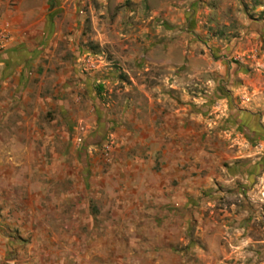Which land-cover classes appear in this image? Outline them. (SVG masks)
<instances>
[{
	"label": "rangeland",
	"instance_id": "374dc122",
	"mask_svg": "<svg viewBox=\"0 0 264 264\" xmlns=\"http://www.w3.org/2000/svg\"><path fill=\"white\" fill-rule=\"evenodd\" d=\"M0 25V264H264L236 128L264 0H0Z\"/></svg>",
	"mask_w": 264,
	"mask_h": 264
},
{
	"label": "crops",
	"instance_id": "0c3cea01",
	"mask_svg": "<svg viewBox=\"0 0 264 264\" xmlns=\"http://www.w3.org/2000/svg\"><path fill=\"white\" fill-rule=\"evenodd\" d=\"M0 64L3 66V71L5 72L19 73L24 71V68H21L20 66L17 67L15 66V63L13 61L12 51H8L4 55L0 56ZM1 81L2 78H0V83ZM241 114H242L241 115L242 118L240 120V128L238 126L236 128L239 131L242 129V131L246 134L244 139L245 142L243 143L244 145H247L248 149L247 151L245 150L244 152H241L239 158L244 159L242 160L243 163L244 162L250 163L252 160L247 161L246 157L249 158L257 153H264V112H259V110L255 108V106L254 107L251 106L241 111ZM256 126L258 127L254 128ZM1 163L2 160L0 159V164ZM249 179L253 183H255L256 186L257 184H259V182L264 183V170L263 173H261V175H256L255 173H251Z\"/></svg>",
	"mask_w": 264,
	"mask_h": 264
},
{
	"label": "built area",
	"instance_id": "2783aa9c",
	"mask_svg": "<svg viewBox=\"0 0 264 264\" xmlns=\"http://www.w3.org/2000/svg\"><path fill=\"white\" fill-rule=\"evenodd\" d=\"M11 40L10 30L8 27L0 25V49L5 47Z\"/></svg>",
	"mask_w": 264,
	"mask_h": 264
}]
</instances>
